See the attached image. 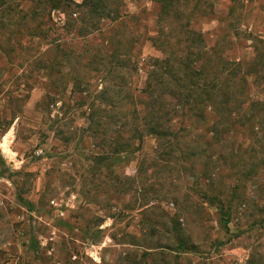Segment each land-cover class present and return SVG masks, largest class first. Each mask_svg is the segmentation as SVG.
Instances as JSON below:
<instances>
[{"label": "rangeland", "instance_id": "1", "mask_svg": "<svg viewBox=\"0 0 264 264\" xmlns=\"http://www.w3.org/2000/svg\"><path fill=\"white\" fill-rule=\"evenodd\" d=\"M43 1H0V264H264V0L170 2L180 1L216 60L238 62L237 97L255 103L227 124L224 142L199 137L193 173L152 160L157 141L148 132L118 154L117 126L91 136L87 94L69 77L57 86L59 74L49 79L38 58L57 44L76 53L101 46L115 24L80 36L66 10L83 0ZM121 1L130 14L122 28L138 38L131 86L142 108L150 63L165 54L154 41L166 22L157 0ZM101 85L95 75L91 100ZM157 189L179 193V204L157 200ZM176 230L187 248L170 239Z\"/></svg>", "mask_w": 264, "mask_h": 264}, {"label": "trees", "instance_id": "2", "mask_svg": "<svg viewBox=\"0 0 264 264\" xmlns=\"http://www.w3.org/2000/svg\"><path fill=\"white\" fill-rule=\"evenodd\" d=\"M0 1L6 3L8 0ZM58 2L60 0H53V4L57 6ZM157 2L160 4L159 19L165 20L166 24L161 27L154 44L165 54L154 58L150 63L143 89L145 99L142 101V108L135 102L131 86L139 64L134 53L138 38L133 31L122 28L124 18L130 14L122 13L121 0L72 1V4L67 5L66 13L69 19H73V29L77 28L76 32L80 36L101 30L106 20H110L115 26L101 46H89L81 53L57 44L55 49L48 51L47 59L38 58L39 68L49 79L54 73H58L60 79L57 86L64 88L65 80L69 77L78 92L87 94L83 103L86 106L88 104L90 110L85 117L94 139L97 134L106 135L112 124L119 128L111 131L114 133L110 135L114 145L111 153L125 151L121 147H130L135 139L142 141L144 132H148L157 141V156L152 160L155 161L158 157L167 162L174 160L179 168L187 164L188 171L193 173L199 137L204 142L207 137L209 145L215 140L224 142L227 124L230 125L232 120L237 119L235 116L241 117L255 103L250 99L243 101L237 97L238 91L234 86H239L240 79L237 78L238 74H234L237 72L238 62H228L223 57L216 60L212 56V49L208 50L202 34L190 27V19L181 17L183 12L181 5H178L180 1L177 5H171V0ZM44 4H47L45 0L42 2L43 7ZM172 8L177 12L172 14ZM174 24L178 26H173ZM55 65L59 68L56 69ZM67 67L69 70L66 71ZM95 75L101 81L102 89L91 100L90 88ZM243 80H246L245 77ZM96 100L103 104L102 107L96 105ZM112 108H117L118 112L108 115ZM210 109L215 114L212 123H209L207 116ZM200 121L205 123L201 124ZM206 123L209 124L205 125ZM201 129L203 134L197 133ZM222 131V136L219 137ZM210 133L212 136L208 137ZM169 171L175 172L178 169L172 168ZM153 194L157 200L168 196L175 204H179L181 199L179 193L167 192L165 195L159 189ZM143 196H147L146 192ZM170 219L173 222L180 220L173 217ZM170 239L180 247L187 248L185 239L183 235H179L178 230Z\"/></svg>", "mask_w": 264, "mask_h": 264}]
</instances>
